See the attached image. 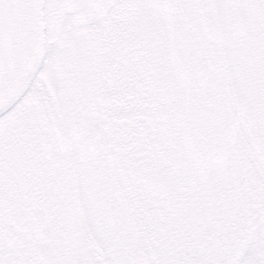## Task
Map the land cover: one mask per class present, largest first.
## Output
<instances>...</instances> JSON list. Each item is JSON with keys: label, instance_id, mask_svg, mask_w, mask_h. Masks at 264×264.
<instances>
[{"label": "flooded vegetation", "instance_id": "obj_1", "mask_svg": "<svg viewBox=\"0 0 264 264\" xmlns=\"http://www.w3.org/2000/svg\"><path fill=\"white\" fill-rule=\"evenodd\" d=\"M0 110V264H264V0H38Z\"/></svg>", "mask_w": 264, "mask_h": 264}, {"label": "water", "instance_id": "obj_2", "mask_svg": "<svg viewBox=\"0 0 264 264\" xmlns=\"http://www.w3.org/2000/svg\"><path fill=\"white\" fill-rule=\"evenodd\" d=\"M39 42L38 0H0V110L26 76Z\"/></svg>", "mask_w": 264, "mask_h": 264}]
</instances>
